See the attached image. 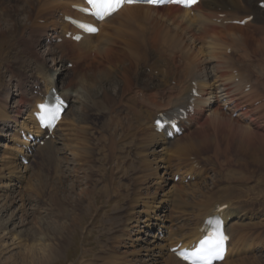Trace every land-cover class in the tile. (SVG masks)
<instances>
[{"label":"bare ground","instance_id":"bare-ground-1","mask_svg":"<svg viewBox=\"0 0 264 264\" xmlns=\"http://www.w3.org/2000/svg\"><path fill=\"white\" fill-rule=\"evenodd\" d=\"M16 1H21L20 3L24 7L18 6L14 15L18 17L22 15V19L17 17L16 20H12L9 15L5 20L2 18L3 15H0V44L7 42L6 38L16 32L15 26L10 22L13 21L18 26L22 23L20 32L16 34L17 41L13 48L22 41L25 46L26 44L28 46L36 45V48L43 45L47 46V56L51 58L54 66L49 65L46 59H42L40 62H43L45 67L37 61L38 65L35 64V69L30 70L32 71L30 74L21 73L23 61L19 60V63H22L20 69L19 65H15L19 56L14 63H11L5 61L7 60L5 51H1L3 55L0 54L2 56L0 57L2 60L0 65L8 68L15 78L13 80L14 87L11 81L10 85H7L2 91L0 90V138L7 141L11 140L14 144L15 139L18 143L17 147L10 148V151L5 150L9 156L3 158L7 166L4 169L14 170L11 171L13 175L10 177L2 175L0 169V257L6 250L11 249L5 243V237L10 236L12 238L13 236L12 241H15L14 243L20 249L19 252L8 257L4 263L1 262L0 258V264L57 263L63 257L64 251H67L70 239H74L77 235V225H82L83 216L88 212L89 208H85L84 204L86 203L87 207L95 206L93 204H95L96 195H103L106 204L96 208L97 211L95 212L104 215L103 219L106 226H112L111 229L121 225V221L123 227L128 226L135 214L138 213L136 208L141 201L144 204L147 203L146 205L153 203L154 206L150 207L152 212L148 219L145 221H142L141 218L137 219L138 230L149 231V228L155 226L161 228L162 226L157 223L158 221L164 222L161 212L165 211L167 207L175 209L177 206L181 208L183 197L186 198L187 194L183 191L174 190L165 195V198L160 202H158L157 195H154L150 202L141 199V185L139 186V179L141 180V178L138 172L145 174L142 181H145L146 185L149 183L153 186L156 185L153 180L156 174L149 172V169L146 171L139 169L140 164L135 160L143 151H146L147 155L156 156V151L160 147L162 148L161 151L166 153V157H164L166 163L168 161L171 163L173 159L176 160L178 168L173 172L172 179H174L177 174L183 176L186 174L185 171L181 170L182 164L179 166V162L184 160V155L192 152L190 149L204 150L211 147L217 159L223 158L219 160L220 164L229 166V173L234 172L232 167L236 166V160L247 168L253 167L251 173H257L253 174V177L258 181L257 185L261 187L260 190L257 189V192L264 196V192H260L264 191V9L259 6L264 0H201L191 10H184L177 6L163 8L143 5L124 6L119 12L100 24V31L97 35H86L79 42L64 39L62 44L57 43L56 45H54V41L60 37L65 38V34L70 30V25L64 22V16L75 14L72 5H81V0ZM222 14L223 17L220 18ZM249 16L254 18L244 26L233 23L242 21ZM220 19L221 23H218ZM6 22L8 24H4ZM26 35L29 42L24 41ZM26 48L28 47L26 46ZM229 50L232 51L231 54L228 53ZM113 52L116 56H119L120 53L125 55L115 59L112 56ZM65 53L75 60L77 69L73 70L74 74L80 76L83 73L82 78L87 77V73L88 75L91 74L92 77L103 75V72L112 68L110 63L115 60L126 68L129 67V64L134 68L143 60L149 61L154 54L160 57L161 55L180 57L184 61V67H182L184 69L180 72L169 64L167 66L162 65V72L167 75L161 83H157L158 79L151 74L143 73L142 76L137 77L138 84L131 92H126L121 97L118 91L119 96L114 95L111 103L101 104L93 110V112L97 111L95 113H98L97 115L94 113V116L105 119L104 126L108 134L106 143L100 150L102 154L96 158V150L93 147L90 149L87 147L75 148L71 139L56 140L62 126L61 123H65L69 113L68 110L65 111L60 125L58 124L59 126L54 130L49 140L46 139L48 133L43 134L37 125L35 112L39 110L38 104L44 102L45 96L50 90H60L61 76H66L70 72V69L65 65L69 62L63 58ZM152 63L156 64V60H153ZM91 64L97 66H90ZM14 66H16L17 71L13 69ZM57 66L58 68L55 69ZM94 68L95 70H93ZM76 70L78 73H75ZM169 75H171L170 83ZM131 77L132 75H125L126 79ZM87 79L90 78L83 80ZM193 80L197 82L199 95L195 98L189 95ZM73 81L70 90L62 92V96L70 103L77 102L78 99L74 98L79 97H75L74 93L77 94L81 91V88L80 90L75 88L76 80ZM107 82L109 81H100L106 86V89L101 88V90H105V97L110 94L108 91L113 87ZM173 82H175V86H173ZM89 84V81L84 84L87 92L93 91ZM247 86H250L249 91H246ZM28 87L29 89H27ZM151 88H154V91H151ZM173 88L178 90L176 94H171L170 90ZM85 90L84 93H86ZM28 91L36 92L37 95L30 96ZM41 93L44 95L41 96ZM11 99H15L13 106ZM181 104L192 105L194 113L189 115L187 121L181 123L187 132L184 134V138L186 137L190 142L184 143L185 138L183 143L179 145L178 142L181 141V138L171 139L167 137L166 132L156 133L154 124L158 113ZM28 105H30L27 116L29 122H20V118ZM104 107V112H101ZM80 115L82 116L73 121L77 124L74 131L78 133L77 140L81 141L84 137L85 141L88 138L87 133L83 132L79 126L85 117L82 112ZM233 116L237 117L236 124L231 120ZM131 117L137 118L135 123L132 119V123L137 128L129 130V127L127 128L128 131L124 132L119 126L124 122L129 123ZM226 118L230 120L231 124L228 129L224 125ZM110 121L112 122L111 125H114L107 128L106 124ZM8 123L12 125H7ZM233 125L238 127H233ZM18 126L24 131L36 132L37 138L43 135L41 140H44V146H41V141L39 144L30 143L27 140L22 141L21 136L19 137L13 130ZM144 131L148 134H143ZM152 133L158 139L153 140L150 145H144L147 136ZM194 139L195 142H192ZM60 140H62L64 148L58 146L61 144ZM126 140L128 145L133 143L132 146H139V149L143 150L133 154L134 161L131 162H128V157L124 156V149L127 146L121 145V142ZM19 143L29 145L30 150H26V147L19 145ZM6 147L10 146L7 145ZM65 150L74 152L73 161H68L65 158ZM33 152L38 157L47 156L51 164L46 165L45 169L41 171L38 170L29 178L27 195L24 196L17 192V188L21 185L23 175L30 172L33 166L30 163L23 165L22 162L17 161L21 160L19 156H30V153ZM163 156L157 155L156 159L161 158L163 162ZM168 156L169 159H167ZM149 159L145 158L144 160L146 168L150 167L152 160ZM80 164L81 169H78L77 166ZM164 168H166L165 174L170 175L169 167ZM130 172H134V176L130 178V184L127 186L116 180L120 173L127 175ZM95 174L100 176L99 179L94 178ZM49 175L53 177L50 178ZM3 179L8 180L9 183L2 185ZM168 179L170 178L163 177L162 188L159 186L158 190H164L163 184H167ZM81 180L82 184L86 182L89 189H82L79 196H73V187L76 188L81 185L79 183ZM62 187L65 188L66 192L63 196L57 195L55 191L62 189ZM91 189L92 191H89ZM205 189L200 186L198 191L195 190L191 194L194 195L192 198L200 201V196L207 197L210 190L205 191ZM235 192L234 185H231L228 188L224 186L219 192L217 191L220 193L218 197H216V193H210L208 201L210 203L201 211L200 217L193 210L191 212L177 210V214L180 216H177L178 222L174 224L176 229L171 232L172 234L170 233L171 238L173 239V234L181 236L179 230L184 231L190 228L194 219L193 221H197L196 227L191 228L193 231L188 236L190 239L188 245L197 243L204 235L201 227L205 224L206 218L218 213V207L215 208L216 205H227L221 214L224 215L227 226L229 225L226 226V231L231 236V241L228 256L224 262L219 263L227 264V259L233 256L235 250L240 251L239 243L242 245L243 241L246 240L242 235L239 237L240 240L235 241L238 232L258 227V224L244 223L248 219H254L256 214L248 212L247 205L246 207H239L230 201L229 195ZM222 193L226 194L225 199L221 196ZM184 194L186 195L184 196ZM89 197L93 199L91 200ZM217 198L219 199L215 200ZM64 201L67 202V206L72 204L71 208L63 207L61 211H58L57 207L61 206ZM19 203L21 205L15 208ZM239 203L241 205V202ZM257 205L260 203L254 202L251 206ZM81 208L85 211L81 212ZM108 211L110 213H107ZM123 212L128 213L127 216H121ZM55 218L59 220L55 221ZM112 218L114 219L112 220ZM232 219H236V221L230 223ZM17 220L19 223H16L14 229H11V224ZM142 224H145L144 228ZM3 233L5 236H1ZM152 237L159 239L157 233H154ZM111 239L115 243L119 238L118 236L109 238L108 247L112 246ZM182 239L177 240L180 242ZM140 241L146 245L141 244L143 248L138 255L140 256L138 261L143 264H161V259L164 257L163 253H156L155 249L149 246L153 244L151 241L145 239ZM100 247L105 249L103 245ZM253 247V244L245 245L246 251ZM258 247H260L258 252L264 249L263 244ZM92 254L93 257L92 255L90 257L83 255L81 264H100L96 262L99 260L100 254L96 251H92ZM93 260L95 262H92ZM254 260L259 261L258 258ZM88 261L90 262L87 263ZM245 261L238 260L236 262L239 263L234 264L245 263ZM165 264L187 263L169 254Z\"/></svg>","mask_w":264,"mask_h":264},{"label":"rangeland","instance_id":"rangeland-1","mask_svg":"<svg viewBox=\"0 0 264 264\" xmlns=\"http://www.w3.org/2000/svg\"><path fill=\"white\" fill-rule=\"evenodd\" d=\"M20 2H18L16 0H0V15H3L2 18L5 19L6 17H8L10 15V18L12 20H16L18 17V16L14 15L16 12V9L20 5L23 6V4H21ZM23 7H21V8H23ZM7 12H8V15H7ZM20 16L18 18L21 20L22 15H20ZM10 23L15 26L16 32L13 35H10V36H8V38H6L7 42L0 44V54H2L1 51L6 52L7 60H5V61H10L11 63H14L16 61L15 59L17 58V56H19V59L16 61L17 64H15V65L16 66L19 65V69H20L22 67V63L20 64L19 60L21 59L23 61V71L21 69V73L24 72V73H28V74H30L32 72L30 70L35 69V64L38 65V62H40L42 59H46V62L49 65L54 66V63L51 61V58L47 56V53H46L47 51H46V48L44 46H38L36 48L35 47L36 45L28 46V44L25 43L26 46L28 47V48H26V46L24 45V43L22 41L19 43V45H18V43L16 44L17 47L13 48V46H15L14 43L17 41L16 34H18L20 32V30H21L20 25L22 23L19 26L14 24L15 22L13 23V21ZM4 24H8V23L6 22ZM115 24H117V23H115ZM250 30H252V29H250ZM24 41L29 42V38L27 35L25 36ZM115 52H113V54H112L113 58H115V59H118V57L122 58V56L125 55L124 53H120L121 55L119 54V56H116ZM0 57H2V56H0ZM67 57L68 56H66L65 59ZM153 60H156V64L152 63ZM0 61H2V60H0ZM165 62L173 68H178V69L183 70L182 67H184V61L180 57L166 56V55H161V57H160V56L154 54L153 56H151V59L149 61L143 60L142 62H139L137 65H135L134 68L130 64H129V67L126 68L119 61H116V60L112 61L110 63L112 65V68L109 69L107 72H103V75H100L98 77H92L91 74L88 75V73H87V77L82 78L81 76H83V73L79 76L78 74H74L72 71L68 72V74L66 76H64V75L61 76V78H60L61 89L66 90V91L69 90L68 88L74 82L73 80H76V82H75L76 89L79 88V90H80V88H81V91L77 94L76 93L74 94L75 97L77 96L79 98H74V99H78V100H77V102L72 103L71 109L69 110V113L67 114V117L65 119V123L62 124L61 129L59 130V135H58L59 139H66V138L71 139L72 145L75 148L76 147H78V148L87 147L88 149H90L93 147L96 150V156L95 157L96 158L100 157V154H102L100 150L103 148V145L106 143V137L108 134H107V131H106L105 126H104L105 119H100L99 117L94 116L93 114L97 111L93 112V110L95 108H98V106L101 104L111 103V101L113 100V97H115V96L121 95V97H123L126 92H131L133 90V88L136 87L138 84L137 77L142 76L143 73H148L149 70H151L153 73L154 72L156 73L155 77L158 78L157 83H161L167 75V74H164L162 72V70H163L162 65H164ZM40 64L43 67L46 66V65H44L43 62H40ZM92 65H94V64H91L90 66H92ZM16 66L13 67V69L15 71H17ZM95 66H97V65H94L93 67H95ZM56 68H58V66L55 67V69ZM71 70H72V68H71ZM93 70H95V68ZM136 70H138V71H136ZM89 73H91V72L89 71ZM125 75H132V77L129 79H126ZM170 76L171 75H169V83L171 82ZM88 77L90 79L83 80V79L88 78ZM93 78H96V79H93ZM14 79L15 78L9 72V69L4 67L3 65H0V90L2 91L7 85H10L11 81L13 83ZM102 80L109 81L107 83H110L113 86L111 89L108 88V89H110L108 91L110 94H108L106 97L104 96L105 90H101V88L106 89L105 84L100 83V81H102ZM87 81L90 82L89 87H91L93 89V91H91V92H89V91L87 92L85 90L84 84H86ZM253 82H254V80H253ZM13 87H14V83H13ZM154 88H151V91H154ZM83 89L85 90L86 93H84ZM170 91H171V94H173V93L176 94L178 92V90L176 88H173ZM118 93H119V95H118ZM11 100H12L11 105L13 106L15 104V99H11ZM82 103H83V105H82ZM84 104H85L86 108H85ZM104 110H105V107L101 110V112L102 111L104 112ZM81 112L84 114L85 118L79 124V126L82 128L83 132L87 133L88 138L85 141H84L83 136H82L83 138L81 141L77 140L78 133L76 131H74L77 124H75L73 121L78 119L79 116H82V115H80ZM28 114H29V110L26 109V111L22 114V116L20 118V122H24V121L29 122V120H27ZM97 114L98 113H95V115H97ZM132 119L134 120V123L137 121L136 120L137 118L131 117L129 120V123L124 122L119 126V128L122 129L124 132L128 131L127 128H129V127H130L129 130L133 129V128H137L132 123V121H133ZM231 120L233 123L236 124V122H237L236 117H232ZM111 123L112 122L110 121V123L106 124V127L111 128L112 125H114V124L111 125ZM7 125H12V124L8 123ZM224 125L227 129L230 127L231 124H230V120L228 118H226V120H224ZM233 127H238V126L233 125ZM71 129H73V130L71 131ZM13 133H14V131H13ZM144 133L148 134V132H145V131L143 132V134ZM149 136H151V137H149ZM149 136H147L148 138L145 141L144 145H150V143L153 140L158 139V137L155 136V134H153V133ZM180 137H181V141L178 142L179 145H181V143H183V140L186 138V137L184 138V135L180 136ZM60 141L62 144V140H60ZM186 141L190 142L187 138L185 139L184 143ZM127 142H128L127 140L125 142H121V145L125 144L127 146L124 149V156L128 157L127 158L129 160L128 162H131L134 160H133V157L130 153L133 152L134 154H136V153L142 152L143 150L139 149V146H137V147L132 146V145H134L133 143H129V145H128ZM130 142H131V140H130ZM192 142H195V139L192 140ZM0 144H1L0 145V169H1V173H2V175H7V177H10L11 175H13L11 173V171H14V170H12V169H6L5 170L4 169L7 166L4 163L3 158L9 156V154L7 152L10 151L9 150L10 148H14L15 145L12 141H10V140L7 141L4 139H0ZM61 144H59V147L64 148ZM213 144H215V143L213 142ZM7 145L10 147H6ZM161 149L162 148H160V147L157 149L156 156L147 155V152L143 151V153H139L138 159L136 158L135 160H137L136 162H138L140 164L139 169H142L145 171L149 169L148 170L149 172H153L156 174L154 179H153L154 183H156V185L153 186L151 183L146 185L145 181H142L145 174L138 172V175H140V178H141V180L139 179V186L141 185L140 186L141 187V189H140V198L141 199H145V201L150 202V199L154 195H157L158 202H160L163 200V198H165V195L169 194L170 192H172L174 190H177L180 192L183 191V193L187 194L186 198L183 197L184 198L183 199V205L181 208H179L177 206H175V209L174 208L172 209V207H167L165 209V211L161 212V217H162V220L164 219V222L162 223V221H158L157 223L163 225L162 231L164 230L165 233H163L162 236L164 235V237H166V240L165 239L157 240V238L152 237V235L156 231H158V229H159L157 226H155L154 228L153 227L149 228L150 229L149 231H147L145 229H144L145 231L138 230L137 219L141 218L142 221H145L146 219H148V217L150 216V213L152 212L150 207L154 206L153 203H148V205H146L147 203L144 204V202L141 201L140 204L137 205V208H136V212H138V213L135 214V217L129 223L128 226L125 225L123 227V223L121 221L120 222L121 225L117 226L115 229L114 228L111 229L112 226H106V223L103 219L104 215L102 213H101L102 215H99V214H96V212H95V211H97L96 208L106 204V201L104 200L103 195H101V196L96 195L95 200H94L95 204H93L95 206L87 207L88 205H86V203L84 204V207L87 209L89 208V209H88V212L85 213L83 216L82 225L81 224L77 225V235L74 237V239H72V238L70 239V241H69L70 243L68 245L67 251L66 252L64 251L63 257L57 263H54V264H81L83 262V260H82L83 255L86 257H90L92 255V257H93L92 251H96V253L100 254L99 260L96 261L97 263H100V264H142L141 262L138 261V259H140L139 258L140 256H138V255H140V252H141L140 250L143 248V245H141V244H144V243H142V241H140L141 239L151 241L153 244H150L149 246L151 248L155 249L154 251L156 253L157 252L160 253V251L163 253L164 257L161 259V264H165V260L169 257V255L167 254L168 253L167 248L170 244L169 233L172 230L174 231V229H176L174 224H176L178 222V217L180 216L177 214V212H178L177 210H179L181 212L183 210H187L188 212H191V210H193L200 217L201 211L205 207H207V205L210 203V202H208L209 197H210V193H216L217 194L216 197H218V195L220 193H217V191L219 192L220 189H223L224 186H226L228 188L231 185L232 186L234 185L236 192L234 194H230L229 199L232 202L236 203L237 205H240L239 202H241L240 206L246 207V205H247L248 212L250 211V212H253L254 214H256V217L254 219H250V220L248 219L245 221V223L258 224V228H260L258 231L253 232V233L247 234V231L246 232L244 231L241 234H244V235L246 234L245 238H246L247 243H254V245H258L259 243L264 244V205H263L264 196L260 195L261 193L257 192V189L260 190L261 187H259L257 185L258 181L255 179V177H253V174H257V173H251V170H253V167L247 168L244 166V164H241V163L239 164V162H237V160H236L235 161L236 166L232 167L234 172L229 173L228 172L229 166L220 164L219 160H222L223 158L220 157L217 159V157L215 156L214 151L211 149V147H210V149H204V150L203 149H197V150L190 149V151H192V152L188 153V155L187 154L184 155V160L179 162V166L182 164L181 170L182 171H189L192 168L195 160L198 162L200 167L202 166V168L200 169L201 172L199 171V174H198L199 177L197 178L196 181L194 180L190 184L189 183H182L178 179H175V180L172 179L173 172L176 171V169L178 168L177 161L172 158L173 160L171 161V163H169V161L166 163L164 160V157H166L165 156L166 153L164 151L162 152ZM5 150L7 152H5ZM73 154H74L73 151L70 152V151L66 150L64 155L68 161H73L74 160ZM189 154H191V155H189ZM157 155L158 156L164 155L162 158L163 162L161 161V158L156 159ZM188 156H191V157L188 158ZM239 157H241V156H239ZM145 158H150L149 160H152L150 162V167H148V168H146L144 166ZM167 159H169V156L167 157ZM48 161L49 160L46 157H40L37 160L33 161V163H32L33 167L30 170V172L26 173L22 177V183H21L20 187L17 188L18 193H20L21 195H24V196L27 195L26 190L28 189V186H29V178L33 174H35V172H37L38 170L41 171L42 169H45L44 167L46 165L50 164V162H48ZM17 162H19V161H17ZM95 164L97 165V162H95ZM195 165L196 164H194V166ZM77 167H78V169H81V164H80V166H77ZM164 167H169L168 171L171 173L170 175L165 174L166 168H164ZM194 168H196V167H194ZM49 169H47V170H49ZM198 169L196 168V170L191 171V172H195ZM36 175H38V174H36ZM132 176H134V172H130L127 175L120 173L118 175V177L116 178V180L121 181L123 184H125L127 186L128 184H130V178ZM244 176H246V177H244ZM49 177L51 178L53 176L49 175ZM99 177L100 176H98V174L94 175V178L96 180L99 179ZM163 177L170 178V179L167 180V184L166 183L163 184L164 190L161 191V190H158V188H159V186H161L160 188H162ZM250 177H251V179H249ZM1 182H2V185H6L9 183V181L6 179H3ZM81 182H82V180L79 183H81ZM200 186L204 187V189L206 188L205 191H207L208 189L210 191H208L207 197L200 196V201H197V200L192 198V196H194V195H191V194L193 192H195V190L198 191ZM85 188H88V185L86 184V182L84 184L81 183V185H78L76 188L74 186L72 195L73 196H79L80 192H82V189H85ZM91 188H93V187H91ZM54 190H55V188H54ZM89 191H92V189ZM55 192L57 193V195L61 194L60 196H63L64 192H66V191H65V188L62 187V189H57ZM260 192H264V191H260ZM186 194H184V196ZM225 195L226 194H224V193L221 194V196L224 197V199L226 198ZM90 198H91V200L93 199L92 197H89V199ZM219 198H217L215 200H218ZM254 202L260 203V205L251 206ZM242 203H244V204L242 205ZM20 205H21V203L16 205L15 208L19 207ZM71 206H72V204L71 205L69 204L67 206V202L64 201L61 206L57 207V210L61 211V209L63 207L70 209ZM80 211L84 212L85 209L81 208ZM107 213H110V212L108 211ZM127 214L128 213L123 212V214H121V216H127ZM131 216H133V215H131ZM163 216H166V217H163ZM195 218L198 219L197 217H195ZM113 219L114 218H112V220ZM56 220H59V219L55 218V221ZM123 220H125V217H123ZM193 220L191 223L192 226L190 228L185 229L184 231L179 230L181 236L179 234H176V235H174V237L175 238L179 237L177 239H181L182 237H183V239H185L186 237L188 238L190 232L193 231L191 228L196 227L197 221H193ZM18 221L19 220L12 223L10 228L14 229V227H16L15 225H17L16 223H19ZM164 226H166L167 228H165ZM142 227L144 228L145 224H142ZM3 234H1V236H5V234L4 235ZM116 236H118V238H119L118 241L113 243L112 239H111L112 246L108 247L107 246L108 239L112 238V237H116ZM9 238H10V236L5 237L4 240H5V243H7L11 249L6 250V252L0 257L2 263H4L8 257H10V256H12V255H14L20 251L19 246H16V244L14 243L15 241H12V238H14V237L12 236V238H10V239ZM176 240H174L172 244H175ZM5 243H3V244L5 245ZM100 245H103L105 247V249H102L100 247ZM144 245H146V244H144ZM84 252H85V254H84ZM102 258H104V259H102ZM256 258H258L259 261H255L254 259H256ZM238 260H241V261L246 260L245 263L242 262L241 264H250V263L251 264H264V249L258 253H255V250L251 251V252L247 251L246 254L244 253L240 256L234 257L232 259V261L229 260L227 262V264L239 263V262H236ZM89 262L90 261H88L87 263H89ZM92 262H95V261L93 260ZM260 262H262V263H260Z\"/></svg>","mask_w":264,"mask_h":264},{"label":"snow or ice","instance_id":"snow-or-ice-1","mask_svg":"<svg viewBox=\"0 0 264 264\" xmlns=\"http://www.w3.org/2000/svg\"><path fill=\"white\" fill-rule=\"evenodd\" d=\"M86 2L91 8V14L98 20H104L118 12L125 4L137 3L140 0H86ZM144 2L152 4L153 6H160L162 0H144ZM168 2L182 4L185 7H192L198 0H168ZM84 11L88 12V9H84ZM78 27L89 34L98 33V29L94 25L79 23ZM40 107L45 113L41 117L42 126L54 127L63 114V101L57 99L54 106L48 107L41 105ZM158 126L160 125L158 124ZM208 223L211 225L213 221L209 220ZM226 240L227 236L220 227V221L217 220L211 234L207 235L195 250L181 253V259L187 261L188 264H214L215 260L223 258Z\"/></svg>","mask_w":264,"mask_h":264}]
</instances>
